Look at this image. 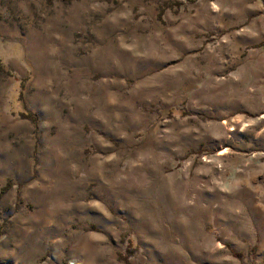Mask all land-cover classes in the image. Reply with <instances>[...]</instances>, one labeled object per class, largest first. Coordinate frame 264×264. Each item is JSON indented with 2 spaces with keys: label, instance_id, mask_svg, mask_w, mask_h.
<instances>
[{
  "label": "rangeland",
  "instance_id": "374dc122",
  "mask_svg": "<svg viewBox=\"0 0 264 264\" xmlns=\"http://www.w3.org/2000/svg\"><path fill=\"white\" fill-rule=\"evenodd\" d=\"M0 264H264V0H0Z\"/></svg>",
  "mask_w": 264,
  "mask_h": 264
},
{
  "label": "trees",
  "instance_id": "16d2710c",
  "mask_svg": "<svg viewBox=\"0 0 264 264\" xmlns=\"http://www.w3.org/2000/svg\"><path fill=\"white\" fill-rule=\"evenodd\" d=\"M22 115H24V116H26V117H28V118H30L32 120L36 119L35 116L33 114H31V113L22 112Z\"/></svg>",
  "mask_w": 264,
  "mask_h": 264
}]
</instances>
